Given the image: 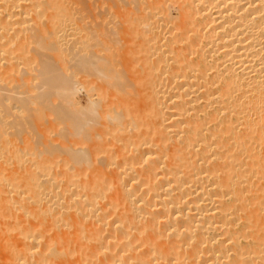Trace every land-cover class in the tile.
<instances>
[{
	"label": "bare ground",
	"instance_id": "obj_1",
	"mask_svg": "<svg viewBox=\"0 0 264 264\" xmlns=\"http://www.w3.org/2000/svg\"><path fill=\"white\" fill-rule=\"evenodd\" d=\"M6 1L7 0H0V10L6 11L5 14L0 16V30L3 29L2 31H5L6 27H9V25L11 26V24L13 26L15 23L20 24L23 22L22 19L18 18H16L17 20H13L12 16L16 15V13L13 14L9 11L12 6H20L19 1ZM35 1H37L34 3L36 8L42 7V10H44V8L52 9L51 11L53 14L51 13V17L49 16L51 18L49 26H51L52 35H49L47 43L54 44L60 35L58 33L60 30L57 29L63 24L61 22V17L65 16L67 18L66 21H71L73 18L69 13H66L68 10V8H66L68 3H62V0ZM172 1L177 4V8L180 10V21L178 19L179 23L175 24H179L180 29L178 30H181L182 28L183 32L173 35L174 37L171 38L173 40L172 45L165 46L163 43L162 45L165 49H162V54L156 58H158V60L162 59L164 58L165 51H172L173 62L170 64V71L174 68L175 72H171L170 75L173 76L174 79L171 80L170 75L165 74L164 80L167 83H172L173 88L176 89L173 92H170L175 101L170 107L172 111L167 112V105L163 102L165 100V96H163L165 91L161 90L162 92H160L156 90L155 88H157L156 86L158 85L156 83V86L151 85V87L153 86L152 90L151 87H149L151 90V94L148 92L150 96V98H148L151 100V102L148 101L150 107L145 104L150 108V111L148 110L149 108L147 109L150 112V118L145 114L146 112H144L148 117L147 121L149 120L151 123V132L146 133H151L149 137L152 136L151 139L154 138L155 142L153 141V144L158 143V145L155 144L156 149L158 147L160 148V146L162 149H158L159 151H162L160 153L162 164L160 163V165H163V167L159 165L162 169H157V163L153 158L156 151H150V154H148L151 155V152H153V156L151 155L152 157H148V154L144 156L146 159H144L146 165H144L145 169L142 173L145 176V181L141 180L143 183H140L139 185H134L133 183H121L122 181L115 183L117 179L112 183L108 177L107 181H109L107 183L99 182L102 181L100 178L103 177L101 174L104 173L109 175V177H115L116 173H113L114 171L111 174L108 171V174L105 171L101 172L103 170L99 171V169H92V172L95 171L93 172V176H98L99 178L97 177V179H93L90 175L88 178L87 174V179L83 181H74L75 178L73 180L71 179L74 173H71V175L66 173L64 176L67 180H65L66 182L68 180L71 181V183H69L73 187L70 186L69 183H64L66 184L65 187L62 188V190L59 188L58 191L61 193L58 192L60 195L56 197L58 194L56 192L57 187L54 188L56 183H52L54 184L52 185L49 184L50 182L48 181L49 183L46 182V184H42L40 181H37V177L33 172L34 169H27L24 167H22L23 169L19 168L20 172L22 171L23 173H20L21 176H18V174L16 179H23L24 181L21 180L23 184L11 183L6 187H2L3 185L0 184V264H264V247H262V239L264 238V213H261L260 211L264 203V180L263 183L260 181V185L256 184H259L258 180L260 178L264 179V146L262 148L263 153L259 151L260 146L258 147L261 143L264 144V0ZM143 4L144 3H142V6H144ZM133 5H135L134 2ZM135 6L137 7V5ZM19 8H21V6ZM145 8L148 12V8L144 6V10ZM151 9L154 12V8ZM151 9L149 11H151ZM119 10L121 12L122 9ZM130 10L132 9L130 8ZM2 12L0 11V14H2ZM150 14L152 13L150 12ZM59 18H61V20H59ZM149 19L151 21V17ZM59 21L62 24L59 23ZM146 21L147 20L144 22ZM58 23L61 25L57 28ZM139 23H141V20ZM153 23L155 25V22ZM150 28L148 27V29ZM7 31L8 30H6V32ZM22 31L19 36L24 33H22ZM6 32L5 34H0V40H3L4 37L6 38ZM16 32L14 35L13 32L11 33L13 37L11 34L10 36L8 35L9 38H11V41H14L15 36L17 37L16 34H18V31ZM24 34L18 38V40H21L18 42V48L22 47L23 44L27 43L29 40V37ZM158 35H154L155 40L153 41H156V38L158 40ZM83 38L84 39H78L77 44L79 45V48L77 52H73V50L71 51L70 49L71 54L76 58L78 54L80 56L78 59L75 58V65L84 72L90 71L89 74L92 72L91 69H96L97 71L94 72H100L105 78H103L106 82L104 84L112 86L114 89L122 87L123 92L125 87H127V84L124 85V81H121L122 83L120 82V74H123L122 70V73L120 74H117L120 70L116 72V76L113 77L114 79L111 80L106 78L103 71L101 72L99 68H95L96 61L101 59L102 56L98 55V50L89 51L87 49L84 52L83 49L88 48V46H90L89 44L92 42L90 41L91 43H88V40H91L89 37L88 39H85V37ZM102 38L103 37L101 36L99 39L101 40ZM154 38H151V40ZM104 40L103 43H106ZM94 41L97 42V40ZM176 41H178L179 44H182L180 49H175L176 47L174 43ZM6 42L8 43L9 41L7 40ZM156 42H152V46L150 45V47H153V50L155 48L154 46H156L154 45ZM98 43L100 44V42ZM55 44H57V42H55ZM55 44L53 46L49 45L50 50L56 49ZM1 45L2 44H0V51L3 49ZM101 46H99V48ZM105 46L106 44L103 48ZM106 48L103 50H106ZM193 54L194 58H191ZM72 55L70 56L74 59ZM165 60L167 61V58H165ZM150 61H152V64L150 65L152 69L150 68L151 72L149 73H152V70H154L153 67H155L156 64L155 71L157 70L158 61H154L153 59ZM46 63H43L38 70L40 73L42 72L44 74L52 71V74L56 68L52 69V66H49L50 64ZM149 63L147 62V65ZM74 68L76 67L72 68V72ZM77 69L75 71H77ZM147 69L148 68H146V70ZM74 72L72 77H67V73L66 78L62 76L64 79L61 77L62 80H59L61 83L58 81L57 83L53 82L56 78L55 73L54 75L52 74V77L48 74L50 77H46V79L54 77L51 79L52 81L49 79L50 82L48 80L47 83L53 85L52 90L49 88L51 90V93H49L50 95L52 94L55 95L53 97H56L59 94V98L57 97V103L62 98V102H67V104L71 106L68 113L65 114L69 115L70 113L72 116H68L69 118L67 115L65 117V114L62 116L70 120L67 122V126L70 128L69 135L74 138L75 141L79 136L80 138L87 137L85 131L87 132L88 128L86 125L88 124L87 122H89V119H93V114L94 118L98 116L97 114L95 116V113L97 112L95 106L97 104V107L99 106L98 102L100 101H98V99H101V94L99 93L100 87H98L99 89L97 88V91L100 94V97L98 96L99 94H97V96L95 95L98 97L95 99L89 97L88 104L90 107L83 108L84 111L77 108L74 104V100L75 92L78 91V88L76 87V83L78 82L76 80L77 74L76 72L74 74ZM165 72L170 73L166 70ZM42 73L40 74L41 76H47ZM149 75L147 74V78ZM69 76H71V73ZM154 76L155 74H153V78L151 77L150 80L152 83L156 81ZM159 78L161 79L160 76ZM154 79L155 81H153ZM56 80H58V78L54 81ZM157 81L159 80L157 79ZM151 82L150 84H152ZM44 83H46V81ZM54 84H56V86L58 85L55 87L56 89H54ZM59 84H61V86ZM1 87L0 91L2 92L3 86ZM89 88L91 87L89 86ZM4 89L7 91L8 88L4 87ZM57 89L61 91L59 92ZM5 90L3 92H5ZM92 90L93 88L90 89L91 94L93 93ZM8 91L10 90L8 89ZM8 91L7 93H9ZM53 91L55 93L58 91L59 93L57 92L56 95ZM97 91L95 90L96 93ZM1 92L0 95L3 94V92ZM7 93L5 92V94ZM18 93L16 92L13 94L18 97L4 94L2 95L3 97L0 96L1 102L4 101L1 104H6V106H4V104L3 107H5V110L8 109V112L10 107H15V103L20 104V106L18 104L19 109L24 102L28 101L26 103L29 104V101L33 99V94H29L26 97L19 95L20 93ZM37 94L39 93H36V97L38 96L39 100L44 96L41 94L42 97L40 98V95ZM91 94L89 93V95ZM102 96L105 95L103 94ZM23 97L26 99L23 100ZM63 97H65L66 100ZM27 98L29 99L27 100ZM43 98L46 99L48 97ZM7 100L8 102L13 100L11 104L14 103L15 105L10 104L11 106L8 107ZM22 100L24 102H22ZM50 100L46 99L45 103H50V105L51 103H54L52 101L50 102ZM35 101L38 102L36 99L33 102L35 103ZM47 101H49V103ZM143 101L145 102V100ZM26 103L21 107L22 109H27ZM2 105L0 106L2 107ZM32 105L35 107V104ZM105 105L106 104L102 106L105 107ZM3 107L0 108V112L2 111L5 113V110H2L4 109ZM21 108L19 109L20 111H22ZM20 111L18 112L20 113ZM29 111L30 110L27 112ZM123 112L124 113L122 114L125 118L129 112ZM125 112H127V114ZM198 112L200 115H198ZM4 113L0 114L3 115ZM103 115V117H105V114ZM4 116L8 115L0 117H3L2 119H4ZM62 116L60 115V118H62ZM144 117L145 116H143V118ZM99 118L100 115L98 119ZM108 118L113 120L116 124H121L120 115L116 116L113 113ZM2 119L0 120V156H3V154L9 156L14 151L16 154L18 151L16 152L14 149L17 144L13 147L11 146V148L10 145H12V142L10 141V145L8 144L10 148L7 146V140L5 137L6 129L3 125L4 122L6 123L7 118H5L4 121ZM105 119L106 118H103V120ZM127 119L131 120V117H128ZM132 119L134 120V118ZM125 121L128 123L131 122L129 120ZM125 121L122 122V124H125ZM147 121L146 123H148ZM118 124L117 129L120 133L119 138L121 141L123 138L122 135H124L126 130L127 134H125L128 135V128L125 127L123 129V127ZM133 124L129 125V129L134 128ZM149 124H146V126L148 127ZM93 126L96 127V125ZM93 126H89V130H91V128L93 130ZM104 126L107 128L106 125ZM114 127L115 126L111 129H114ZM138 127L139 126H136L137 131L140 130ZM147 129L149 130V128ZM115 130L116 128L109 132H114ZM118 131L115 132L117 138L119 135ZM138 133L139 132H137L138 139L141 137H143L141 139H144V137H146L143 133L141 137H139ZM91 136L94 138V133ZM210 136L214 137V140H210ZM112 137L114 139L113 134ZM117 138H115V142H117ZM128 138L129 137L126 139ZM132 140L134 139L130 140L129 138V141L132 142ZM112 141L113 140H111V142ZM136 142L138 141L136 140ZM143 142L141 141V143ZM147 143L149 142L147 141ZM124 144L126 143L124 142ZM127 144L130 145L129 142ZM121 145L122 147L126 146L120 144V146ZM67 146L69 145L67 144ZM101 146H103V143ZM21 148L22 147H20V149ZM151 148L149 150H151ZM9 149L14 151L11 152ZM17 150L19 149L17 148ZM128 150L129 149L126 151L128 152ZM7 151L9 152L7 153ZM85 151L84 149L78 150L73 147L66 149V152L70 157L68 158L75 164L79 163L80 156L83 158L85 157L86 159ZM133 151L134 150H132V152ZM19 154L22 153L16 155L11 154L12 157L15 156L17 163L22 162L20 161L22 155L20 157ZM155 154L158 156L159 153ZM123 155H125V153ZM123 155L121 154V157ZM10 156L5 158L9 160ZM110 157L113 158L112 154L111 156L109 154L107 159ZM136 157L137 156H130L129 162L130 159L133 160ZM139 157L144 158L143 156ZM159 157L160 156H158L160 162L161 158ZM29 158H31V156ZM112 158L110 161L114 163L115 161H112ZM155 158L157 159V157ZM125 159H123V162H125ZM82 161H84V159ZM131 162L130 164L132 165ZM140 162L143 163V159L137 163ZM33 163L34 162H32V164ZM35 164L41 165L42 163L37 162ZM20 165L22 166V164ZM36 166L38 167V165H35V168ZM102 168L105 169V167ZM46 171L45 173H47ZM43 173L44 172H42V175ZM37 175L39 176V174ZM47 175L48 174L43 176ZM77 175L79 176L78 173ZM81 175L82 174H80V176ZM106 175L104 176L106 177ZM143 175L141 174V176ZM253 176L256 177L253 178ZM74 177H76V175ZM116 177L119 178L118 175ZM134 177H136V175ZM254 179H258L255 183L257 187H255L256 185L254 184V181L256 180ZM119 180L121 179L119 178ZM256 190L259 192L257 193ZM244 191H248V193L250 191V194L251 191H253V196L247 198L246 195L248 193L246 192L247 194H243ZM64 192L67 194H64ZM4 193L11 194L5 195ZM225 196H227L228 200H224ZM245 198H247V200ZM249 205L254 206L249 208ZM106 207L111 208L112 210H115V208L118 209L115 214H112V210L111 213L108 212V214L114 216L111 221L109 220L110 222H106L107 220L105 221V218H107L106 216H108L107 211L104 212ZM244 209L248 210L242 216L238 213V210L244 211ZM240 218L244 219L247 223L237 227ZM239 223L241 222L239 221ZM104 224L108 227L104 228ZM246 227L250 228V230H247L248 228ZM216 229L221 231L219 234L222 233L221 236H223V238H220L219 240L217 239V241L213 243V239H216L213 230ZM104 230H108V232L104 233ZM210 232H212V235ZM247 236L252 238L250 248L246 246L249 244H245L244 246L242 245L243 243H240L239 241L240 237ZM135 241L138 243H134ZM143 245L144 247H142ZM229 250L232 253H230Z\"/></svg>",
	"mask_w": 264,
	"mask_h": 264
},
{
	"label": "rangeland",
	"instance_id": "obj_2",
	"mask_svg": "<svg viewBox=\"0 0 264 264\" xmlns=\"http://www.w3.org/2000/svg\"><path fill=\"white\" fill-rule=\"evenodd\" d=\"M8 1L9 0H7L6 2H8ZM18 1L20 3L21 8H19L20 6H18V7L12 6V7H10L9 11L13 14L16 13V15L12 16L13 20L14 19L17 20L16 18H18V19H22L23 22L20 24L15 23L16 25L13 24V26L11 24V26L9 25L10 28L9 27H6V29L4 28L5 31H2L3 29L0 30L1 31L0 34L1 33L5 34L6 30H8L6 32V38L4 37L5 39L3 38V40L2 39L0 40V44H2L1 46L3 48L0 51V80H1L0 81V87L3 86V89H4V87L8 88L11 91V93L14 90L13 93L11 94L10 91H8V89H7V91L9 93H7V91L4 89L5 92L7 93V94H5V92H3L4 90L2 89V92L4 95L11 96L16 92L20 93L23 90L22 91L23 94H22V92L20 94L19 93L18 94L22 95V96H26V97L29 94H31V95L33 94L32 95L33 99H31L29 101V104L26 103L28 101H26V102L23 101L26 99L25 97H23L24 99L22 100V102L27 104L26 106H27V109L30 110L29 112H27L28 110L26 108H23L24 110L21 108L23 105H25L24 103L20 107L23 111L22 112L19 110L20 108L18 109V107L20 106L19 103H15L17 105V107H16V105L14 103L11 104L13 102V100L11 102H8V100H7L6 102L8 103L7 104L8 107H10L11 105H15V107H13V108L10 107L9 112H8V109L5 110V107H3V105L5 103L3 105L1 104L4 101L1 102V100H0V105H2V107L4 108L2 110L3 111L5 110V113L2 111L0 113L1 114L4 113L3 115H8V116H4V119L7 118L6 119L7 121L5 120L6 123L4 122V124H3L5 129H6L5 137L7 140V146L9 147L11 142H12V145H10V147L11 146L13 147L17 144L15 146L14 150H16V152L18 151L16 154L22 153L19 155H20V157L22 155L20 161L23 162V163L22 162H18V163L16 162L17 160L15 159V156L12 157V155H11V154L16 155L15 151L12 149H9V150H11V152L14 151L12 153L10 152L11 154L9 153L11 156L8 154L10 156V158H9L10 161L8 159H6L9 156L4 155V154H3V156L2 155L0 156V159H1L0 160V175H2V176H0V184L3 185L2 187H4V186L6 187V186H8V184H11V183L23 184L22 183V181H24L23 179H21L22 181L19 178L16 179V176L18 174H19L18 176H21V174L23 173L22 171L20 172V169H23L22 167L27 168V169H34V171L33 170L32 171L36 175L37 181L38 182L40 181V183H42V184L43 183L46 184V182L47 183L50 182L49 184H52V183L55 184L56 183V185H54V184H52V185H54V188L57 187V189H56L57 193L60 192V191H58L59 188L62 190V188H64L67 183H69V182L71 183V181H69V180L66 182L67 178L64 176L66 173L69 175H71V173L72 174L74 173L76 175V177H74L75 175L73 174V177L71 178L72 180L75 178L74 181L86 180L87 174H88V178L90 176H92L93 179L94 178L97 179L98 176H96V177L93 176L94 175L93 172H95V171L92 172V169H99V171L103 170L101 172L105 171L106 173H108V171H109L110 174L114 171L113 173H116L115 175L116 176L118 175L119 178L121 179V180H119V178H117L116 176L115 177L113 176V178L109 177V175H106L104 173V174H101L103 177L100 178L102 181H99V182H106L107 183L110 180V182L114 183L117 179V181L115 183H119L122 181L121 183H126V184H130V183L132 184L133 183L134 185L135 184L139 185L140 183H143V181H145V176L142 173V172H144V169H145L144 165H146V163L144 162L146 160L144 156H146V154H148V153L150 154V151H154V152L156 151L155 153H159L158 156H160L159 158H161L160 162H159L157 154L154 153V156L156 155L155 157H157V159L153 156V154H152L153 152H151V155L153 156L155 162L157 163V166H158L157 169L159 170V168H160V170H161L162 169L161 167H163V165L162 166L160 165V163L162 162V157H161L160 153L162 151L158 150V149L162 150L161 146H160V148L158 147L156 149V145H158V143L153 144L154 138L151 139L152 136L149 137L151 133L150 134L146 133V132H151V130H150L151 123L149 122V120L147 121L148 117L150 118V115H149V113H150L149 112L150 111V108H149L150 105L149 104L150 103L149 102H151V100L149 99L150 96H149L148 92H150V94H151V90L153 88V86L151 87V85H155L157 83L158 85L157 86L155 85L157 88H155V87L154 88L160 92L165 91L163 94V96H165V100L163 102L167 105L166 111L167 112L172 111V109L170 107L173 104V102L175 101V99L173 100V97L171 96L170 92H173L176 89L173 88L172 83H167L164 80L165 74L170 75L171 72H175L174 68L170 71V64L173 62L172 51H168V52L165 51V55L163 54L164 58H162V59L158 60V58H156V57L157 56L159 57L160 54H162V51H163L162 49H165L164 46L162 45L163 43L165 44V46L172 45L173 40L171 38L174 37L173 35H176L177 33L183 32L182 28H181V30H178V29H180L179 24L178 25L175 24V23H179L178 19L180 21V14H179L180 10L177 8V4L174 3L172 0H139V1H137V0H135V1L134 0L133 1L132 0H64L63 1L62 0L61 1L62 3L63 2L64 3L66 2V4L68 3V5L66 7V8H68V10L66 9L67 10L66 13L67 14L69 13V15H71L73 18L71 21H69V20L66 21L67 18L65 16H62L63 14L61 15L62 17L60 16L62 18L61 22L63 24L59 21V23H61L62 26H60V28H58L59 25H61L59 23L57 26V28H58L57 30H60V31H58V33L60 34L58 37V40L56 39V41H55V42H57V44H55V42H54L55 48L57 50L52 49V47H51L52 50H50L49 45H51V46L54 45L52 43H47L49 35H52V29H51V26H49L50 22H51L50 17H51V13H52L51 10L52 9L44 8V10H42L41 9L42 7L36 8L34 6V3H36L37 1H35V0H18ZM162 1H163V3H162ZM133 2L135 5H137V7L135 5H133ZM142 3H144L143 5L148 8L147 9L148 12L146 11V8L144 10V6H142ZM138 4H140V5H138ZM175 4H176V6H175ZM166 5H167V7H166ZM153 6H156L158 8L153 7ZM170 6H171V8H170ZM139 7L141 10L139 9ZM128 8H129V10H130V8L132 10L129 11ZM151 8H154V12H155V10H156V12L154 13ZM119 9H122L124 11L121 10V12H122L121 13ZM150 9H151V11H149ZM47 10H49L50 12ZM177 10H179V11H177ZM0 11L1 12L3 11L2 14H0V16H2L3 14L6 13V11H4V10H0ZM150 12L152 14L153 13L154 14L152 15V14H150ZM169 13H170V15H169ZM166 14H167V16H166ZM145 15H146V18H145ZM172 15H174V16H172ZM149 16L151 17V21L149 19L150 18ZM63 17L65 18V20ZM61 18H59V20H61ZM171 18H172V20H171ZM140 20H141V23H139ZM145 20H147L146 21L147 23L144 22ZM153 22H155V25ZM156 22H157V26H156ZM145 23L147 24V26ZM150 23H153V24H151L153 28L151 27V25H148ZM16 26H18V27H16ZM98 27H100V28H98ZM135 27H136V30H135ZM143 27H144V29H143ZM148 27L149 28L151 27L152 29L151 28L148 29ZM14 29H15V31H14ZM20 29H22L24 31H22ZM41 29H42V31H41ZM140 30H142V31H140ZM16 31H18V34H16L17 37L15 36L16 39L14 37V41L12 40L13 41L12 42L11 38H9V36L12 32L14 35V33ZM21 31H22V33L23 32L25 33V34L23 33L24 35H27L29 37V40L27 41V43H25L26 45L23 44V46L25 45L24 47L22 46V47L18 48V42L20 40V39L18 40V38H20L23 35L22 34L21 36H19L21 34ZM104 32H105V34H104ZM121 33H123V34H121ZM13 35L11 34L12 37H13ZM143 35H145V36H143ZM154 35L155 36L158 35V37H159L158 40L156 38L157 42L153 41V40H155ZM92 36H93V38H92ZM101 36L103 38L100 40L99 38H101ZM105 36H107V37H105ZM83 37H85V39L86 38L88 39V37H89V39H91V40H88L89 41L88 43H91V42L95 43L96 41H94V40H97V42H96L97 44L91 43V44H89L90 46H88V48H85L83 50H84V52L87 49L89 51L90 50L91 51L98 50L97 53H98V55L102 56V58L98 59L96 61L95 68H99L101 72L103 71L104 76L106 78L112 80V79H114L113 77L116 76V72H118L119 70H120V72L117 74H120L123 72L124 75L120 74V76H121L120 82L124 81V85L127 84V87H125L123 92H122V89H123L122 87H117L116 89H114V87L112 88V86L104 84V83H106L104 81L105 78L101 75L100 72H97L98 74L96 72H94V71H97L95 68H94L95 70L91 69L92 72L89 74L90 71L84 72L83 70H80L78 66L75 65L74 62H75L76 57L71 54L70 49H71V51L73 50V52H77V50L79 48V45L77 44L78 39H84ZM96 37H97V39H96ZM50 38H51V36H50ZM104 38H105V40H104ZM151 38H154V39L151 40ZM144 39H145V41H144ZM149 39H150V41H149ZM7 40L10 43L9 42L7 43L6 42ZM103 40L106 43H103ZM146 40H148V41H146ZM49 42H50V40H49ZM98 42H100V44ZM152 42L153 43L156 42L154 44L156 46L153 45L155 47L154 50H153V47H150V45L152 46ZM75 43H76V45H75ZM102 43L104 45L106 44L108 49L105 46L104 48H106V50H103L104 45ZM93 45H96V46H93ZM174 45L176 47L175 49H180V46H182V44H179L178 41H176L174 43ZM99 46H101V47L99 48ZM147 46H148V48H147ZM156 47H158V48H156ZM70 55H72L74 59H72ZM149 55H151V56H149ZM189 57H191V56H189ZM78 58H80L79 54H78L76 59H78ZM146 58H148V59H146ZM165 58H167V61L165 60ZM191 58H194V54L192 55ZM152 59L154 61L155 60L158 61L157 62L158 67L156 70L157 72L155 71V67L157 66V64H156V66L153 67V69H154V70H152L153 72L149 73V72H151V69H152L150 67V65L152 64V61H150V60H152ZM51 62H52V64H51ZM147 62L148 63L150 62L148 64L149 66L147 65ZM43 63L44 64L49 63L50 64L49 66H52V69H54V68L57 69V70L54 69L55 71H53V73H52L53 75L55 73V77H56L55 79L58 78V80H56V81H54L55 79L53 80V82H56V83H57V81L60 82L59 80L64 79L62 76H64L66 78L67 74H68L67 77H72L73 72L78 67L79 70L77 69V71H75L76 74L78 75V76L76 75V80L78 82V83H76V85H77L76 87L78 88V91L76 90L77 92H75V100H74V104L76 105L77 108L84 111V109L86 107H88V108L90 107V105L88 104L89 103V97H91L92 99L93 98L95 99V98H98V97H96L97 94H99V93L101 94L102 100L98 99V101H100V102H98L99 106L97 107L98 104L95 106V110H97L98 113L97 112L95 113V110H94L95 116H96V114L98 116H96V118H94V114H93V119H89V122L91 120L90 124H89V122H87L88 123L86 125V127L88 128L87 132L84 130L85 133H87V137L89 140L87 139V137L86 138H82V137L80 138V136H79V137H77L78 139L75 138L76 140L74 141V138H72L69 135V131H70L69 129L70 128H69V126H67L68 125L67 122L70 121L68 119L69 118L68 116L71 117L72 115L70 113H69V115H67L65 113H68L69 108L71 106L69 104H67L66 101H65L66 103L62 102L61 96H60L61 102L59 101L57 103V101H58L57 97L59 96V94L57 95V92L59 91V89H57L58 91H56V93L53 91L57 95L56 97H53L55 95L49 94V93H51L50 91L53 89V85H50V83H47V81L49 79L50 80L53 79L54 77L46 79V77H50V75H51V77L53 76L51 74L52 71L47 73V74L46 73L44 74L41 72L42 74L47 75V76H41L40 75L41 73L38 69L40 68L41 65H43ZM72 64L75 66H73ZM121 64H123V65H121ZM71 67L72 68L76 67L73 69V72L71 71L72 70ZM145 67L148 69L146 70ZM121 70H122V72H121ZM165 70L167 72H170V73H166ZM63 72L64 73L66 72L67 74L66 73L64 74ZM68 72L71 73V76H69L70 73H68ZM75 72H74V74H75ZM38 73H40V74H38ZM95 73H96V75H95ZM159 73H160V75H159ZM48 74H50V75H48ZM125 74H126V76H125ZM147 74L148 75L150 74L148 76V78H147ZM153 74H155L154 78L156 79V81H157V79L159 81L156 82L155 79L153 80V81H155L153 83L150 81L151 77L153 78ZM37 75H39V76H37ZM159 76L161 77V79L159 78ZM61 77H62V79H61ZM101 77H102V79H101ZM170 77H171V80L174 79L173 76L170 75ZM50 80H49V82H50ZM72 80H74V79H72ZM76 80H74V81H76ZM147 80H149L152 84H150V82ZM45 81L47 84L44 83ZM159 83L161 84V86ZM42 85H44V86H42ZM54 85H55L54 89H56L55 87H57L58 85L57 86H56V84H54ZM59 85L61 86V84H59ZM101 85H103V86H101ZM89 86L91 88H89ZM98 87H100V89ZM149 87H151V90ZM92 88H93V90H92L93 93L91 94L90 89H92ZM97 88L99 89V93L97 91L98 90ZM95 90L97 91V93L95 92ZM87 92H88V96H87ZM36 93H39L37 95H40V98L43 95H44L43 97H45V98L48 97V98H46L47 100H50L52 97L50 102L52 101L54 103H51V105H50L49 101H47L49 104L45 103L46 99H44L43 97L42 98L44 99V101L41 98L42 99V102H41V99L39 100L38 96L36 97ZM89 93L91 95H89ZM41 94H42V96H41ZM100 94L98 95L99 97H100ZM103 94L105 96H102ZM2 95H0V96H2ZM45 95H47V96H45ZM60 95H62V94H60ZM141 95L143 98L141 97ZM122 96H124V97H122ZM14 97H18V96L16 95ZM102 97H104V98H102ZM29 98H30V96H29ZM29 98H27V100ZM63 98L65 99V97H63ZM35 99L38 100L39 104L37 101H35V103L33 102ZM142 99L145 100V102ZM18 104H19V106H18ZM32 104H35V107ZM53 104L56 106H54ZM104 104H106L105 107L102 106ZM145 104H147V106L149 105V107H147ZM62 105H63V107H62ZM124 105H125L127 110L125 109ZM4 106H6V104ZM2 107L0 106V108H2ZM63 109H65V110H63ZM11 110H12V112H11ZM15 110L17 111V113ZM56 110H58V111H56ZM18 111H20V113L21 112L22 113L20 114ZM24 111H26V112H24ZM123 111H128L130 114L128 113V115H126V117L124 118V115L122 114V113H124ZM6 112H7V114H6ZM102 112H103V114H105V117H103L104 115L102 114ZM144 112H146L145 114L148 115V117L144 114ZM57 113H59L61 116L63 114H65V117L67 115L68 118H65L63 116H62V118H60V115ZM113 113L116 116H119V115L121 116V118H120L121 124H118V123L117 124L119 126H122L123 129L125 127L128 128V135H126L127 134L126 133L127 128H126L125 129L126 132H124V135H122L123 138L121 139L122 142L125 139L124 142L126 144H124V142L122 143L120 141V138H119L120 133L117 129V124L115 122H113V120H110L108 118ZM125 113L127 114V112H125ZM1 114H0V116H3ZM91 114H89V115H91ZM17 115H19V116L21 115V116L19 117ZM99 115H100V118L98 119ZM198 115H200L199 112H198ZM143 116H145V117L143 118ZM128 117H131V120L127 119ZM140 117H142V118H140ZM91 118H92V116H91ZM103 118H106L105 120H108V121L103 120ZM132 118H134V120ZM135 118H138V119H135ZM4 119H2V120L4 121ZM139 119H141V120H139ZM123 120L124 121L129 120L131 122L128 123L125 121L126 122L125 123L126 125H125V124H122V122H124ZM3 121H2V123H3ZM109 121H111L112 123ZM146 121L148 123H146ZM19 122H21V123H19ZM102 122L104 123V125L107 126V128H105V126L103 125ZM133 122H134V124H133ZM107 123H108V125H107ZM113 123H115V124H113ZM132 124L134 125V128L129 129V125H132ZM138 124H140L141 126H143V125L144 126L141 127ZM146 124H149L148 127L146 126ZM88 125L90 127H92L93 125H96V127H97V125H98V127H97L98 129L95 126H93V130H92V128H91V130H89L90 127ZM113 126H115L114 129L116 128V130L119 133L118 138L116 137L117 134H115V132H117L116 130L114 132H109L110 130H114V129H111V128H113ZM136 126H139L138 127V129H140L139 131L136 130ZM146 127L149 128V130ZM16 129H17V131H16ZM131 129L139 132L138 133L139 137H141V135L143 133V135H145L147 138L144 137L145 140L141 139L143 137L138 139L137 132L132 131ZM140 131H143V132H140ZM144 132H145V134H144ZM93 133H94V138L91 136ZM112 134L114 135V139L112 137ZM82 135H83V133H82ZM95 136H97V137H95ZM127 137H129L130 140L131 139H134V140H132V142H131V141H129V138L126 139ZM8 138H9V140H8ZM12 138H13V140H12ZM115 138H117V140H116L117 142L114 141ZM148 138H150V139H148ZM140 139L142 142L144 141L145 143L144 142H143L144 144L141 143ZM111 140H113L114 142L113 141L111 142ZM136 140L138 142H136ZM210 140H214V137H211ZM107 141H109V142H107ZM134 141L136 144L134 143ZM147 141L149 143H147ZM86 142H87V146H86ZM128 142L130 143L131 146L127 144ZM150 142H151V144H150ZM102 143H103V146H101ZM67 144L69 146H67ZM93 144H94V146H93ZM120 144H123L126 146L122 147V145L120 146ZM152 144H153V146H152ZM97 145L99 146V148ZM154 145H155V147H154ZM159 145H160V143H159ZM96 146H97V148H96ZM151 146H152V148H151ZM259 146H260L259 151L263 153L262 148H263L264 144L261 143V145H258V147ZM20 147H22V148L20 149ZM72 147L74 149H78V150L79 149L80 150L84 149V151L86 150L85 151L86 159H85V157L83 158L80 156L81 157L80 158L78 156L80 159L79 163L75 164L74 162H72V160L69 159L70 157L68 156V154L66 152V149L72 148ZM17 148L21 152L19 150H17ZM122 148H124V149H122ZM150 148H151V150H149ZM127 149H129L128 152L126 151ZM132 150H134V151L132 152ZM8 152L9 151H7V153ZM124 153H125V155H123ZM109 154H110V156L112 154L113 158L110 157L107 159ZM121 154L123 155L122 157H121ZM149 154L147 155L148 157L151 156ZM30 156H31V158H29ZM130 156H137L133 160L130 159V162L132 161L131 162L132 165L129 162ZM139 156H143L144 158L139 157ZM111 158H112V161H115L114 163L110 161ZM125 158L127 159V162H126ZM140 158L143 159V163L142 162L137 163L139 161H142V159H140ZM83 159L85 162L82 161ZM123 159H125V162H123ZM106 160H108V161H106ZM134 160L135 161L137 160V161L135 162ZM2 161H5V162H2ZM109 161H110V163H109ZM32 162H34V163L32 164ZM37 162L42 163L41 164L42 170H41V165L35 164ZM20 164H22V166ZM35 165H38V167L39 166L40 167L38 168L36 166V168H35ZM127 165H129V166H127ZM45 167H46V169H45ZM102 167H105V169ZM127 167H129V168H127ZM121 168H122V170H121ZM35 169H36V171H35ZM130 169H132L133 171ZM140 169L141 170L143 169V170L141 171ZM14 170H15V172H14ZM138 170H140V171H138ZM45 171L47 173H45ZM42 172H44L43 175H46V174H48V175L43 176ZM36 173L39 174V176ZM77 173L79 174V176L77 175ZM89 173H91V174H89ZM49 174H50V177H49ZM80 174H82V175L80 176ZM137 174H138L139 178L137 177ZM141 174L144 177L141 176ZM104 175H106V177ZM135 175H136V177H134ZM256 175H259V174H256ZM55 176H57V177H55ZM107 177L109 179L108 181H107ZM131 177H132V179H131ZM133 177H134V179H133ZM255 177L253 176V178H255ZM54 178H56V179H54ZM141 180H143V181H141ZM254 180H256V179H254ZM257 180L254 181V184L257 182ZM263 180H264L263 178H260L258 180L259 184L258 183H256V184L260 185V181H262L261 183H263ZM3 183L6 185H4ZM64 183H66V184H64ZM70 183H69V185H70ZM57 184L59 187L57 186ZM60 185H61V187H60ZM257 185L255 187H257ZM70 186H72V185H70ZM253 191H251V194H250V191H249V193H248V191H244L243 194L248 193L247 194L248 196L246 195V197L250 198L251 196H253V193H254ZM256 191H257V193L259 192L258 190H256ZM65 192H67V191H65ZM65 192H64V194H67ZM4 194L7 195L8 193H4ZM9 194H11V193H9ZM58 195H60V194L58 193L56 195V197ZM247 198H245V199L247 200ZM224 200H228L227 196L224 197ZM241 202H242V200H241ZM215 204H217V203H215ZM239 204H240V202H239ZM251 206L249 205V208H252L254 205L252 207ZM263 207H264V203H263ZM263 207L260 210L261 213H264ZM111 210L112 209L108 208V207H106L104 209V212L107 211V215H108V216H106L107 218H105V221L107 220L106 222H108L109 220L111 221V219H113L114 216L112 214H115V212L118 209L115 208V210L113 209L114 213L112 210V214H108V212L111 213ZM247 210L248 209H244V211L242 210L243 212L238 210V213L243 216ZM256 212H258V211H256ZM243 220L244 219H241V218H240V220H238L237 227H239L240 225H242L244 223H247L245 220L244 221ZM239 221L241 223H239ZM103 227L107 228L108 226L106 224H104ZM246 228H248V227H246ZM216 230H218V231H216ZM216 230H213V233H215V235H216V237H215L216 239H213V243H215L217 241V239L219 240L220 238L221 239L223 238V236H221L222 233L219 234L221 231L219 229H216ZM247 230H250V228H248ZM214 231H216V232H214ZM107 232H108V230H104V233H107ZM211 233L212 232H210V234ZM211 235H209V236H211ZM251 240H252V238L249 236L239 238L240 243H243L242 245L245 246V244H249V245H246L248 248L251 247ZM262 240H263L262 241L263 242L262 247H264V238ZM134 243H138V242L135 241ZM116 246H118V245H116ZM142 247H144V245ZM229 252L232 253L230 250H229Z\"/></svg>",
	"mask_w": 264,
	"mask_h": 264
}]
</instances>
